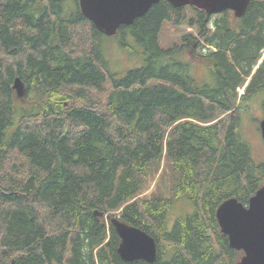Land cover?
Wrapping results in <instances>:
<instances>
[{
	"label": "trees",
	"instance_id": "trees-1",
	"mask_svg": "<svg viewBox=\"0 0 264 264\" xmlns=\"http://www.w3.org/2000/svg\"><path fill=\"white\" fill-rule=\"evenodd\" d=\"M79 1L0 0V264H241L216 212L264 186L241 135L264 111V0L242 18L161 0L113 37ZM165 24L188 30L167 49ZM108 39L136 66L116 73ZM115 218L154 263L122 260Z\"/></svg>",
	"mask_w": 264,
	"mask_h": 264
},
{
	"label": "water",
	"instance_id": "water-1",
	"mask_svg": "<svg viewBox=\"0 0 264 264\" xmlns=\"http://www.w3.org/2000/svg\"><path fill=\"white\" fill-rule=\"evenodd\" d=\"M161 0H80L82 14L107 37L116 35L121 26L131 25L144 16ZM176 8L194 7L210 15L232 11L242 18L252 0H167ZM14 89L19 98L24 96V87L19 79ZM264 142V120L260 123ZM221 232L228 236L230 247L242 251L241 264H264V186L250 199L247 206L232 198L222 203L216 212ZM120 238L118 253L122 260H143L154 263L157 259V244L154 238L139 228L115 218L111 221Z\"/></svg>",
	"mask_w": 264,
	"mask_h": 264
},
{
	"label": "rangeland",
	"instance_id": "rangeland-1",
	"mask_svg": "<svg viewBox=\"0 0 264 264\" xmlns=\"http://www.w3.org/2000/svg\"><path fill=\"white\" fill-rule=\"evenodd\" d=\"M191 13L190 10H188ZM186 26L180 28L178 30H171L168 25H164L162 27L159 42L160 46L164 49L171 47L174 43H180L181 37L187 32ZM106 46V56L109 60L111 68L116 73L124 72L128 69H131L136 66V63L133 67H131L132 63L129 61L127 55H125L121 50H119L118 42L114 39H108L105 44ZM126 51V49H122ZM127 54L131 55L130 51H126ZM133 62H136L138 59L133 56ZM131 67V68H130ZM199 70L201 74H203V78L210 79V73L208 69L198 61L193 63V73L196 70ZM262 99L260 96L254 97L241 111V135L243 139L249 144L252 152V157L257 163H264V143L261 136L260 131V122L264 119V111L262 108ZM168 183V178L166 177L165 182L162 183V189L166 188V184ZM155 186V182H154ZM152 187V189L154 188ZM149 193V192H148ZM183 205V204H182ZM181 206V204H179ZM185 206H187L185 204ZM175 214L171 216L170 225L173 224Z\"/></svg>",
	"mask_w": 264,
	"mask_h": 264
},
{
	"label": "flooded vegetation",
	"instance_id": "flooded-vegetation-1",
	"mask_svg": "<svg viewBox=\"0 0 264 264\" xmlns=\"http://www.w3.org/2000/svg\"><path fill=\"white\" fill-rule=\"evenodd\" d=\"M262 120H264V119H262Z\"/></svg>",
	"mask_w": 264,
	"mask_h": 264
}]
</instances>
